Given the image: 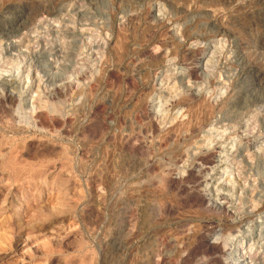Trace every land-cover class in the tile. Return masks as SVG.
Listing matches in <instances>:
<instances>
[{
	"label": "rangeland",
	"instance_id": "1",
	"mask_svg": "<svg viewBox=\"0 0 264 264\" xmlns=\"http://www.w3.org/2000/svg\"><path fill=\"white\" fill-rule=\"evenodd\" d=\"M261 77L264 0H0V264H264Z\"/></svg>",
	"mask_w": 264,
	"mask_h": 264
},
{
	"label": "bare ground",
	"instance_id": "2",
	"mask_svg": "<svg viewBox=\"0 0 264 264\" xmlns=\"http://www.w3.org/2000/svg\"><path fill=\"white\" fill-rule=\"evenodd\" d=\"M223 3V2H222ZM225 4V3H224ZM17 14V13H16ZM16 17V23H19V22H21V19H22V15L21 14H19V15H17V16H15ZM232 18V17H231ZM14 21V20H13ZM15 23V24H16ZM232 26V25H231ZM226 28V27H225ZM220 32V31H219ZM218 32V33H219ZM217 36V35H216ZM192 49V48H191ZM205 59V58H204ZM209 60V59H208ZM205 61V60H204ZM202 63H203V61H201ZM200 63V62H199ZM264 82V77H261V78H259V83H263ZM194 91V90H193ZM197 94L196 95H199L200 94V91L198 90L197 92H196ZM201 93H203V92H201ZM201 95V94H200ZM8 96V95H7ZM10 97V96H9ZM11 98V97H10ZM198 99V98H197ZM184 100V99H183ZM203 100H205V97L203 98ZM200 102V101H199ZM196 104V103H195ZM205 104V103H204ZM207 104V103H206ZM185 105V104H184ZM183 105V106H184ZM192 105H194V103L192 104ZM190 106V105H188L187 107H188V113H187V115H188V120H185L184 122H180V125L181 126H185V125H191V122H192V120H193V118H195V117H198V110L196 109V108H194L193 106ZM200 105V104H199ZM186 107V108H187ZM208 107V106H207ZM211 108V107H210ZM209 113V112H208ZM180 117V116H179ZM178 117V118H179ZM185 117V116H184ZM207 117V116H206ZM201 118H202V116H201ZM203 127V126H202ZM196 128V127H195ZM189 130V129H188ZM193 130V129H192ZM210 146H208L207 145V148H209ZM211 147H213V146H211ZM215 151V150H214ZM212 155V150H210V149H208V150H206L205 151V153L204 154H202V156H200V154H199V156H200V159L202 160V161H204V162H209L210 161V156ZM214 156V155H213ZM212 160V159H211ZM192 170V169H191ZM190 172H192V171H190ZM194 174V173H193ZM173 180V179H172ZM171 182V181H170ZM172 183H174V182H172ZM201 194V193H200ZM203 194V193H202ZM200 196H202V195H200ZM202 198H204V199H206L207 197L206 196H202ZM195 199V198H194ZM193 199V200H194ZM209 199V198H208ZM212 199V198H211ZM210 199V200H211ZM196 200V199H195ZM213 200V202L215 203V204H217V205H222L220 202H218V201H216L215 199H212ZM232 264H239V263H235V262H233Z\"/></svg>",
	"mask_w": 264,
	"mask_h": 264
}]
</instances>
